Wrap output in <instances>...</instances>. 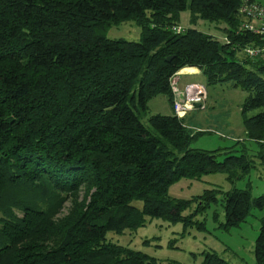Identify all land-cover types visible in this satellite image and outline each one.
Wrapping results in <instances>:
<instances>
[{
  "label": "trees",
  "instance_id": "obj_1",
  "mask_svg": "<svg viewBox=\"0 0 264 264\" xmlns=\"http://www.w3.org/2000/svg\"><path fill=\"white\" fill-rule=\"evenodd\" d=\"M240 2L0 0V264H157L107 234L134 230L145 216L189 225L219 194L226 229L264 208V193L251 198L248 187L171 198L168 187L182 177L223 172L233 182L251 160L246 146L188 148L202 131L173 111L148 114L158 95L172 108L170 79L183 67L198 68L206 84L231 82L248 93L243 113L261 109L243 128L264 164V61L241 52L257 38L234 34ZM186 8L192 21L223 22L229 42L195 28L174 32ZM125 20L140 26L141 40L102 33ZM67 200V214L55 217ZM254 258L264 260V214ZM201 264L232 263L206 252Z\"/></svg>",
  "mask_w": 264,
  "mask_h": 264
},
{
  "label": "rangeland",
  "instance_id": "obj_2",
  "mask_svg": "<svg viewBox=\"0 0 264 264\" xmlns=\"http://www.w3.org/2000/svg\"><path fill=\"white\" fill-rule=\"evenodd\" d=\"M178 25L182 30L195 28L203 33L212 35L224 41L226 39L225 24L223 22L209 21L202 18L191 20V14L186 8L178 19ZM102 33L111 39L123 38L129 41L141 40V28L133 20H125L116 24H110ZM195 70L186 66L173 74L177 90L178 81L184 84L185 71ZM182 75V76H181ZM201 76L204 94L201 101L193 103L192 107L182 116L185 124L193 132L202 131L189 144L188 148L207 151L218 150L220 153L226 148L233 147L241 149L247 147V154L251 160L249 172L240 179L230 182L223 172L203 174L198 179L182 177L173 182L167 190L171 198L188 200L194 196L201 195L205 189H219L228 191L231 188H249L251 198L264 193V164L260 159L254 157L258 152L255 142L247 140L244 134V117H250L261 109L242 112V105L248 93L239 87L233 86L231 82L206 84L205 77ZM185 87V86H184ZM205 89L207 94H205ZM173 92V104L178 94ZM208 95V97H206ZM207 98V100H206ZM199 104L197 109L195 105ZM201 107H204L201 109ZM148 114L160 113L168 115L173 111L166 101L164 95L152 98L148 103ZM172 109V110H171ZM194 109L193 111H191ZM140 116L141 121L150 128L147 123V115ZM175 114V113H174ZM179 117V118H182ZM238 142V143H237ZM240 154L239 152L235 153ZM225 154L217 157L222 160ZM82 190L78 192V200L82 198ZM221 194L218 196V203L211 204L201 214L193 217L192 223L183 225L181 221L171 222L158 217L145 216L141 226L134 230H125L122 234L109 232L107 238L113 242L139 250L157 260V264H201L203 255L206 252H215L218 256L232 264H256L254 258L255 240L260 231V219L264 214V208L257 206L250 208L249 214L244 221L237 226L223 228L220 223L225 220L224 211L221 205ZM133 204L141 207V201H134ZM71 207V201L64 202L62 208L55 217L62 218ZM18 215L21 212L16 210ZM190 209L182 212L187 215ZM214 212L217 213V220L213 219ZM201 222L202 227L198 226Z\"/></svg>",
  "mask_w": 264,
  "mask_h": 264
},
{
  "label": "built area",
  "instance_id": "obj_3",
  "mask_svg": "<svg viewBox=\"0 0 264 264\" xmlns=\"http://www.w3.org/2000/svg\"><path fill=\"white\" fill-rule=\"evenodd\" d=\"M238 14L242 21L235 29L234 34L250 33L257 38L256 42H249L241 47L242 54L251 60L264 61V0H241ZM172 30L180 32L182 28L179 25H174ZM224 42L228 43L229 40L224 39ZM173 78L172 76L170 84H176ZM171 87L173 92L179 96V99L175 97L173 104L174 113L178 117H182L192 107L193 103L201 101L204 94L203 86L197 83L185 85L182 92L177 90V87L172 86V84ZM259 264H264V260Z\"/></svg>",
  "mask_w": 264,
  "mask_h": 264
},
{
  "label": "crops",
  "instance_id": "obj_4",
  "mask_svg": "<svg viewBox=\"0 0 264 264\" xmlns=\"http://www.w3.org/2000/svg\"><path fill=\"white\" fill-rule=\"evenodd\" d=\"M192 68H194L195 70H193V71H185L184 72V74H182L183 76H185L186 78H185V81H184V84H181L180 83V79H179V81H178V88L181 90L182 88H184V86L185 85H187V84H191V83H197V84H200V85H202L203 83H201V76L200 77H196L198 74H202L201 73V71L198 69V68H196V67H192ZM181 75V76H182ZM203 75V74H202ZM203 86V85H202ZM205 94H207V90L205 89ZM206 97H208V95L206 96ZM206 100H207V98H206ZM167 101V100H166ZM198 105L199 104H196L195 105V108L194 109H197V108H199L200 109V107H198ZM171 108V107H170ZM202 108H204V107H201V109ZM194 109H192L191 111H193ZM172 110V109H171ZM172 113V112H171ZM171 113H169V114H171ZM187 125V124H186ZM188 126V125H187Z\"/></svg>",
  "mask_w": 264,
  "mask_h": 264
},
{
  "label": "water",
  "instance_id": "obj_5",
  "mask_svg": "<svg viewBox=\"0 0 264 264\" xmlns=\"http://www.w3.org/2000/svg\"><path fill=\"white\" fill-rule=\"evenodd\" d=\"M169 59H170V57L167 58V60H169Z\"/></svg>",
  "mask_w": 264,
  "mask_h": 264
}]
</instances>
